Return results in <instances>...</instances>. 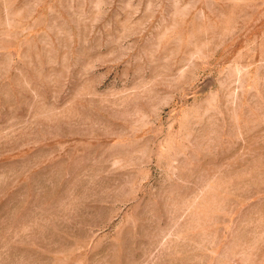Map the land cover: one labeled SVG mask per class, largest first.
<instances>
[{
    "label": "rangeland",
    "instance_id": "obj_1",
    "mask_svg": "<svg viewBox=\"0 0 264 264\" xmlns=\"http://www.w3.org/2000/svg\"><path fill=\"white\" fill-rule=\"evenodd\" d=\"M0 264H264V0H0Z\"/></svg>",
    "mask_w": 264,
    "mask_h": 264
}]
</instances>
